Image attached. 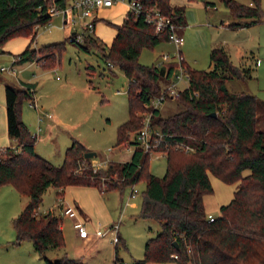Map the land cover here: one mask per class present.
<instances>
[{
    "label": "trees",
    "instance_id": "1",
    "mask_svg": "<svg viewBox=\"0 0 264 264\" xmlns=\"http://www.w3.org/2000/svg\"><path fill=\"white\" fill-rule=\"evenodd\" d=\"M68 1L0 0V43L17 34L32 37L35 27L50 17L47 6L61 7ZM141 1L169 16L177 26L185 24L182 4L170 0ZM221 1L232 16L226 24L229 27L263 18L259 0ZM204 4L210 5L206 1ZM114 25L110 42L99 48L102 56L118 66L127 79L126 118L115 129V143L119 144L130 142V133L140 126L143 102L160 89V79H167L175 61L144 64L137 60L142 47L168 39L166 29L154 32L140 14L129 11ZM84 40L98 46L89 33L84 34ZM60 48L61 40L43 44L42 57L52 58ZM34 53L35 49L26 45L16 56L25 59ZM182 62L187 70V84L175 98L178 110L167 115H161L157 108L151 112V125L170 135L155 147L165 159L160 176L147 171L149 153L138 147L127 160L111 163L105 169H92L90 165L80 169L89 158L83 157L86 149L77 140L65 147L60 164H52L33 150L34 135L20 119L21 101L31 98L29 85L5 84L6 129L15 144L0 148V185L10 184L27 197L11 221L12 243L28 240L44 264H84L66 255L54 259L43 255L48 249L61 248L63 237L60 219L52 210L37 214L41 194L47 187L58 189L60 194L68 184L122 189L142 177L144 190L137 217L155 220L159 229L146 238L142 258L134 264L169 260L176 264H264V112L259 111L264 102L249 92L230 90L225 84L227 78L249 76L251 66L242 61L234 64L221 45L210 47L206 69L190 67L184 59ZM178 140L193 150L173 149L172 141ZM244 170L247 172L243 174ZM101 174L105 177L102 185L98 180ZM208 174L222 182H236L230 200L219 205V214L211 219L202 203V195L211 191ZM118 240L116 236L114 248Z\"/></svg>",
    "mask_w": 264,
    "mask_h": 264
},
{
    "label": "rangeland",
    "instance_id": "2",
    "mask_svg": "<svg viewBox=\"0 0 264 264\" xmlns=\"http://www.w3.org/2000/svg\"><path fill=\"white\" fill-rule=\"evenodd\" d=\"M205 1L210 5H205ZM259 2L263 11V18L260 21L229 27L226 24L232 16L221 0H176V3L183 5L186 22L181 27L182 40L179 44L184 61L190 67L206 69L209 65L210 47L221 45L234 64L242 61L243 64L251 66L249 76L227 78L226 86L230 90L254 94L258 100L264 102V0ZM111 17L110 14H104L98 20L111 21ZM57 23L59 27L55 26ZM60 27V16L51 15L48 21L40 25L39 29L42 30L39 39L53 33L62 39ZM75 27L78 29L76 24ZM80 44L64 39L63 47L59 49L62 69L68 81L76 86L72 90L68 86L62 87L64 102L58 107L61 114L60 122L57 123V127L50 129L49 133L43 125L40 127V131L36 133L35 152L52 164L58 165L65 147L73 138L88 150L95 152L94 156L89 157L88 163L83 162L80 169L87 165L92 169H105L109 164L120 161L102 160L101 157L112 156L125 160L130 154V151L124 148L127 142L115 143L116 126L126 118L124 93L126 77L118 66L106 65L107 60L97 46L85 43L84 48ZM175 50L171 40L161 39L151 47H142L137 60L149 64L157 61L163 53L168 56L174 55ZM86 64L92 66L88 74L84 71ZM161 80L163 79H160L162 84ZM178 108L175 99L166 98L158 111L161 115H167ZM21 109L24 111L23 121L33 134L36 128L35 118L32 108H28L27 99L21 101ZM259 111L264 112V108L259 107ZM164 166L165 159L162 153H150L147 157L146 168L151 174L162 175ZM246 172L244 170L243 174ZM100 176L98 180L102 185L105 177L102 174ZM208 178L211 191L202 195L203 209L206 215L217 216L219 205L230 200L236 182H222L211 174H208ZM131 187L134 188V193L129 196ZM143 190L144 179L140 177L137 181L124 186L121 191L112 189L101 194V201H96L93 207L94 213L98 216L93 220L95 224L91 228L86 225L85 227L86 231L91 232L98 226L103 234L83 243L75 234L71 218L60 216L54 188L47 187L41 194L36 211L42 213L43 210L49 209L56 215L59 212L63 246L48 249L43 255L48 259L66 255L79 259L84 264H134V261L142 258L146 238L159 229V224L155 220L136 217ZM26 200L27 197L18 194L10 184L0 185V264H44L42 256L32 251L28 240L12 243L14 231L11 221ZM102 216L103 220L99 218ZM116 236L119 240L114 248ZM152 264L176 263L169 260Z\"/></svg>",
    "mask_w": 264,
    "mask_h": 264
},
{
    "label": "crops",
    "instance_id": "3",
    "mask_svg": "<svg viewBox=\"0 0 264 264\" xmlns=\"http://www.w3.org/2000/svg\"><path fill=\"white\" fill-rule=\"evenodd\" d=\"M170 1L176 3V0H170ZM244 1L245 3L250 2L249 0H244ZM125 12H126V3L124 1H115L108 6L99 7L93 11L92 13L93 27L89 32V34L97 42L98 48L99 46L100 47L104 46L105 48L108 45L116 30L114 24L119 23L121 21ZM104 14H110L112 16L111 21L106 20V22H104L102 20H98V18H100V16ZM51 15L60 16L59 14H50V16ZM60 18H61L60 33L62 35V39H59L57 37L58 35H56L55 33H53V35L48 34L47 36L41 37V39H39V36L41 34L40 31L42 30L39 29L41 25L40 24L35 27V32L32 37L30 34H17L7 37L0 43V65L7 66V68H0V148L13 146L15 144V140L9 137L6 129V114H5V102H4L5 84H11L16 87L29 85V89L31 90V98L33 99L34 106L32 107L29 106L28 102L27 105L28 108L30 109L32 108V112L34 113V118H35L34 122L36 128L33 135L35 141H36V135L40 131V127H42V125L45 127V130L48 132L53 127H57V123L60 122L61 114L58 107L60 105H63L64 102L63 101L64 97L61 92V89L62 87L68 86V88L72 90L75 88L76 85L68 81L65 71L64 69H62V66L59 61V50L53 52L52 58H44L42 56H44L45 52L42 51L41 49L43 44L53 41H60V40L62 41V47H63L64 39H67L68 33L72 32L73 30H78L75 27V24L70 25L64 23V19L61 16ZM55 26L59 27L58 23L57 25L55 24ZM182 26L183 25L177 27V31L180 34H181ZM80 43L85 44L89 42L87 40H84L83 42ZM26 45H29L30 47H33L35 49V53L33 57L18 59L16 54L19 51H21ZM100 51L102 54L101 49ZM106 65L111 67L114 64L106 63ZM91 68L92 66L90 64H86L84 66L85 73L88 74ZM87 80L89 82V79ZM164 80L165 79H163V81L161 80L162 83L164 82ZM124 93H125V89H124ZM20 119L22 121L24 120V111L22 112L21 106H20ZM72 140L75 139L72 138L71 141ZM35 141L33 144L34 151H35ZM84 148L88 150L85 146ZM131 152L132 151H130L129 156L125 160H127L130 157ZM101 159L102 160L110 159L112 161L114 160L120 162L125 161V160H119L112 156H108L105 158L101 157ZM112 189L118 191L122 190L117 188L103 190L99 187V185H94V184H68L65 185L62 188L60 194H58L57 193L58 189L54 188L55 197L58 200V203L56 205L58 207V211L61 214L60 216L65 217V215H63L60 211V208L62 206L64 205L71 206L74 208L76 212V218L82 222L84 228L85 229L86 227L91 228L95 224L93 220L95 219V217H98L93 210L94 203L100 200L101 194ZM126 198L127 196L125 197V200ZM45 211L46 210H43V212ZM36 212L40 213L38 210ZM59 212L57 215L58 217H60ZM99 218L103 220L104 216ZM59 226L61 229L60 223ZM96 228H98V226L95 227V229ZM94 230L91 232L90 230L87 231V236L85 237H79L76 234V232L75 234L79 239H81L83 243L84 242L87 243L92 238L96 237L93 234ZM34 253L37 254L36 252ZM114 260H116V258H114Z\"/></svg>",
    "mask_w": 264,
    "mask_h": 264
},
{
    "label": "built area",
    "instance_id": "4",
    "mask_svg": "<svg viewBox=\"0 0 264 264\" xmlns=\"http://www.w3.org/2000/svg\"><path fill=\"white\" fill-rule=\"evenodd\" d=\"M115 1H124L126 3V11L132 12L135 15L140 14L143 20L150 24L154 32L160 30H167V38L171 40L175 45L174 55L168 56L163 53L162 56L155 61L159 64L162 60L173 59L175 61L174 68L170 75L161 84L160 89L151 94L142 106L144 110L139 113L140 126L130 133V142L126 143V150L132 151L135 147L141 149L145 153H162L160 150H156L155 147L160 142L168 140L169 134H164L156 127L151 125L150 118L153 109H158L159 106L166 98L175 99L178 96L180 88L187 84V70L182 60L183 56L179 50V44L181 43V34L177 31V25L170 19L169 16L162 14L153 7H146L141 0H69L64 6L58 7L54 4L47 6L46 11L49 14H59L64 23L77 24L78 30H73L67 35V39L75 42H83L84 34L89 33L93 27V11L99 7L108 6ZM257 61V60H256ZM111 64L110 61L106 62ZM0 68H7V66L0 65ZM194 94L195 91H192ZM29 106H34L32 98H27ZM131 145V148L129 146ZM171 146L173 149H182L185 152L192 151V146L183 143L182 141H172ZM134 188H130L128 194L133 195ZM63 215L70 217L72 220V227L79 237L87 236V231L84 228L82 222L76 218V212L73 207L64 205L60 208ZM208 219H211V215H207ZM94 236L99 237L103 234L98 228L93 232ZM116 238H114L115 241ZM175 257V255H173Z\"/></svg>",
    "mask_w": 264,
    "mask_h": 264
},
{
    "label": "water",
    "instance_id": "5",
    "mask_svg": "<svg viewBox=\"0 0 264 264\" xmlns=\"http://www.w3.org/2000/svg\"><path fill=\"white\" fill-rule=\"evenodd\" d=\"M211 114H213V113H211ZM94 155H95V152L91 151V150H86V151L83 152V157H85V158L86 157L89 158V157H92ZM172 243H173L174 246H176V243L174 241Z\"/></svg>",
    "mask_w": 264,
    "mask_h": 264
}]
</instances>
